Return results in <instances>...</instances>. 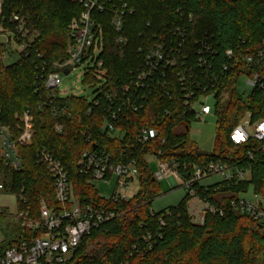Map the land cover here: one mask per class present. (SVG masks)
I'll list each match as a JSON object with an SVG mask.
<instances>
[{
	"label": "trees",
	"instance_id": "obj_1",
	"mask_svg": "<svg viewBox=\"0 0 264 264\" xmlns=\"http://www.w3.org/2000/svg\"><path fill=\"white\" fill-rule=\"evenodd\" d=\"M1 1L6 24L10 15L17 14L37 37L27 56L8 66L0 63V122L17 133V117L26 107L34 130L31 146L20 149L22 172L14 173L0 166V178H9L8 185L1 184L0 190L16 197L17 213H23L28 221H39L41 199L48 207L57 209L52 179L34 159L36 149L46 148L65 168L80 203L106 205L116 215L84 236L67 264H264V229L230 206L231 201L250 188L253 195L264 199V152L254 141L237 146L229 139L246 113H251L253 121L264 118V89L257 87L248 94H239L234 86L240 73L264 76V0H127L133 14L124 19L122 44L115 43L116 35L108 17L103 16L101 58L107 84L112 86L127 80L128 74L140 66L143 55L139 49L146 51L155 42H167L176 27L186 28L188 49L195 51L201 42L212 47L215 54L207 58L212 65L209 76L229 63L224 55L227 50L238 56L261 52L250 68L240 62L238 68L228 71L227 81L216 88L213 112L217 122L212 153L201 152L190 140L189 127L195 120L190 113L183 115L176 82L169 98H150L142 110L116 123V128L124 132L121 140L111 139L102 131L103 105L86 115V98H59L54 103L65 107L70 116L55 117L50 107L43 104V94L35 93L34 84L39 66L44 64L48 70L54 62L66 58V28L79 15L80 8L67 0ZM196 41L200 44L195 45ZM190 63L198 73L195 58ZM90 83L94 79L84 77L83 84ZM57 124L62 126L61 133L55 131ZM143 127L157 128L158 139L146 145L137 144L135 138ZM93 146L105 149L119 161L136 163L139 189L131 199L104 201L94 186L78 175L80 156ZM148 155L174 160L183 178L192 173V167L203 168L213 162L248 168L250 177L232 185L221 181L208 186L195 184L194 198L216 210L214 214L206 212L202 224H195L188 214L187 203L193 198L188 195L176 207L157 213L150 211L160 188L146 163ZM13 221L18 222V228L11 230ZM21 223L16 214L0 208V257L7 248L39 235L24 230Z\"/></svg>",
	"mask_w": 264,
	"mask_h": 264
},
{
	"label": "built area",
	"instance_id": "obj_2",
	"mask_svg": "<svg viewBox=\"0 0 264 264\" xmlns=\"http://www.w3.org/2000/svg\"><path fill=\"white\" fill-rule=\"evenodd\" d=\"M67 1L78 6L80 13L66 28V58L62 62H54L48 70L44 64L38 67L35 93L43 94V104L50 107L55 117L68 118L70 115L65 107L54 103L63 98L60 93L61 75L68 72L65 76H69L78 67H83L82 78L87 76L94 79V83L86 84L94 89L92 96L86 99L89 104L86 115H90L93 108L103 105L105 117L102 131L111 139L121 140L124 135V132L116 128V123L142 110L150 98H169L174 92L175 82L180 89L183 115L190 113L195 121L210 115L214 108L216 88L227 81L226 73L238 68L240 62L250 68L257 56H261V52L238 56L227 50L224 55L229 63L223 64L218 73L209 76L208 71L212 65L207 63V58L215 54L212 47L201 42L195 51L188 49L186 28L176 27L167 42H155L146 51L139 49L138 52L143 55L140 66L128 74L127 80L112 86L107 84V72L101 58L105 25L103 16L108 17V23L116 35L115 43L122 44L125 42L122 36L124 19L133 14V8L127 0ZM36 37L37 33H31L26 28V21L17 14L10 15L6 24L0 0V63H3V53L7 47L11 50L16 48L18 57L27 56V50ZM197 44H200L199 41L195 42ZM193 58L197 63L198 73L190 63ZM199 75L202 78H198ZM240 77L245 78V86L250 91L257 87L264 89V76L248 75L245 72L236 77V90ZM198 79L204 82H199ZM208 99L212 100L213 105L207 103ZM17 120V133L0 122V166L14 173L22 172L20 149L31 146L34 136L29 108H23ZM55 131L61 133L62 126L57 124ZM158 133L157 128L143 127L135 141L139 145H146L157 140ZM229 139L237 146L254 141L259 145V150L264 152V118L253 121L251 113H246L230 132ZM34 159L52 179L57 209L48 207L41 199L38 222L28 221L23 213H16L22 219L21 227L24 230L39 232V235L7 248L0 257V264H67L84 236L116 216L106 205L80 203L74 196L65 168L46 148L36 149ZM183 168L186 169L185 166ZM77 173L89 185L111 178L116 180L113 195L109 199L102 198L104 201L124 202L135 195L131 196L130 191L134 181H138L136 163L133 160L119 161L99 146H93L82 153L77 162ZM211 176H218L221 182L232 185L248 180L250 171L248 168L238 169L226 163L213 162L203 168L192 167V173L183 178L174 160L157 158V170L153 172L156 182L166 178L179 181L190 197L195 196L194 185ZM254 198L255 202L238 198L231 201L230 206L264 229V199L255 195ZM200 203L202 209L199 222L202 224L205 213L214 214L216 210L208 203ZM219 215L222 213L219 212Z\"/></svg>",
	"mask_w": 264,
	"mask_h": 264
},
{
	"label": "rangeland",
	"instance_id": "obj_3",
	"mask_svg": "<svg viewBox=\"0 0 264 264\" xmlns=\"http://www.w3.org/2000/svg\"><path fill=\"white\" fill-rule=\"evenodd\" d=\"M75 18V17H74ZM73 19V18H72ZM16 50V48H15ZM14 49H7L3 53V65L8 66L17 61L18 54ZM83 67H78L76 70L72 71L69 76L61 75V84H60V93L63 97L75 96L83 97L89 99L92 96V91L94 89L89 88L83 84ZM245 78L240 77L237 80L236 87L239 94H248L250 90L245 86ZM223 99H226V95L223 96ZM207 103L213 105L212 100L208 99ZM216 122L217 117L214 112L210 115L200 118L199 120L193 121L189 127V138L201 152L212 153L215 147V138H216ZM146 163L149 166V169L152 172L157 170V158L148 155L145 157ZM220 181V177L211 176L203 179L200 184L210 185ZM9 178H0V185H8ZM116 180L114 178L93 182L92 185L97 190L98 196L104 199H109L115 190ZM159 195L152 201L150 206V211L157 213L169 207H176L179 205L187 195V190L180 185L179 181H176L172 178H166L159 182ZM139 189L138 181H134L131 185L130 195L137 193ZM239 198L245 199L250 202H255L253 191L250 188L246 193L240 194ZM189 210L193 213L195 210L200 207V202L196 198H191L188 203ZM187 205V206H188ZM0 207L8 208L12 214H16V197L12 194H9L8 191L0 190ZM190 217L192 215L189 214ZM193 217V219H199ZM18 228V222L13 221L11 230ZM12 233V232H11ZM0 239L2 236L0 235Z\"/></svg>",
	"mask_w": 264,
	"mask_h": 264
},
{
	"label": "crops",
	"instance_id": "obj_4",
	"mask_svg": "<svg viewBox=\"0 0 264 264\" xmlns=\"http://www.w3.org/2000/svg\"><path fill=\"white\" fill-rule=\"evenodd\" d=\"M211 185V184H210ZM205 186H208V185H205ZM197 199V198H196ZM199 201V200H198ZM200 202V201H199ZM188 205V204H187ZM200 207H198V209L197 210H195V212H191L190 210H189V205H188V214H190V215H192V221H193V223H195V224H200V222H199V219H198V222H196V220L197 219H193V217H195V218H198V215H199V217H200V213H201V209H202V204L200 203ZM0 208H4V209H6L10 214H12V212L8 209V208H5V207H0ZM15 213H17V200H16V209H15ZM12 215H15L14 213L12 214ZM0 235L2 236V239H0V242H2L3 241V234H2V232H1V230H0Z\"/></svg>",
	"mask_w": 264,
	"mask_h": 264
},
{
	"label": "water",
	"instance_id": "obj_5",
	"mask_svg": "<svg viewBox=\"0 0 264 264\" xmlns=\"http://www.w3.org/2000/svg\"><path fill=\"white\" fill-rule=\"evenodd\" d=\"M64 74H65V75H67V74H68V72H65Z\"/></svg>",
	"mask_w": 264,
	"mask_h": 264
}]
</instances>
